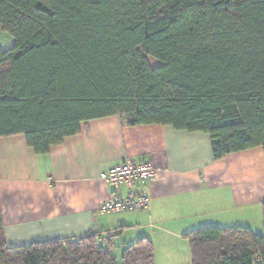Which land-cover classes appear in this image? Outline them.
<instances>
[{
  "label": "trees",
  "instance_id": "16d2710c",
  "mask_svg": "<svg viewBox=\"0 0 264 264\" xmlns=\"http://www.w3.org/2000/svg\"><path fill=\"white\" fill-rule=\"evenodd\" d=\"M0 32V138L36 155L112 117L206 134L214 161L264 155V0H0ZM261 215L262 234L187 233L191 264H264ZM99 236L11 247L0 208V264H155L150 240L117 258Z\"/></svg>",
  "mask_w": 264,
  "mask_h": 264
},
{
  "label": "crops",
  "instance_id": "0c3cea01",
  "mask_svg": "<svg viewBox=\"0 0 264 264\" xmlns=\"http://www.w3.org/2000/svg\"><path fill=\"white\" fill-rule=\"evenodd\" d=\"M262 153L256 148L214 161L206 134L131 127L119 117L82 123L78 135L46 155L34 154L22 135L0 138L5 242L29 246L115 231L114 255L145 238L152 242L155 264H183L179 253L191 264L185 235L200 226L221 228L230 220L260 234L261 226H252L262 221ZM125 159L148 161L159 170L147 186L148 210L95 217L111 194L104 175ZM253 182H261V190Z\"/></svg>",
  "mask_w": 264,
  "mask_h": 264
},
{
  "label": "built area",
  "instance_id": "2783aa9c",
  "mask_svg": "<svg viewBox=\"0 0 264 264\" xmlns=\"http://www.w3.org/2000/svg\"><path fill=\"white\" fill-rule=\"evenodd\" d=\"M158 174V168L148 161L133 162L125 159L121 164L109 168L104 175V181L111 188V194L99 205L95 217L148 210L147 186ZM116 238L115 231L101 233L98 243L108 247L114 245Z\"/></svg>",
  "mask_w": 264,
  "mask_h": 264
},
{
  "label": "rangeland",
  "instance_id": "374dc122",
  "mask_svg": "<svg viewBox=\"0 0 264 264\" xmlns=\"http://www.w3.org/2000/svg\"><path fill=\"white\" fill-rule=\"evenodd\" d=\"M14 44V39L12 38V37H10L9 35H7V34H3V33H1L0 32V46H1V49H3V50H7V49H9V48H11L12 47V45ZM149 64H150V66L152 67V68H156V67H158L159 65H160V63L159 62H157V61H155V60H152V59H149ZM262 155H263V153H262ZM264 158V157H263ZM264 160V159H263ZM227 164V163H226ZM234 165H237V164H234ZM234 165H232V166H234ZM236 171H240L239 169H237ZM224 175H226V172H224ZM262 179V178H261ZM261 179H260V181H261ZM259 181V180H258ZM256 185H258V188H259V190H261L260 188H261V182H258L257 184H254V182H253V186H255L256 187ZM221 186H222V183H221ZM258 218H259V216H260V214H259V212H258ZM252 218H253V220H254V217L252 216ZM228 219V218H227ZM252 220V221H253ZM261 220V219H260ZM257 221V220H256ZM238 225H240V224H235V222L234 223H232V222H230V220L229 221H226L225 223H222L221 222V228H231V227H239ZM256 226H252L253 227V229H258V227L260 228V226H261V230H260V232H258V233H260V234H262L263 233V231H262V227H263V225H262V221H260L259 222V220H258V223H256L255 224ZM258 225V226H257ZM200 227H206V226H200ZM200 227H198V228H200ZM197 229V228H196ZM251 230V229H250ZM254 233H255V230H252ZM257 231V230H256ZM257 233V232H256ZM113 250V249H112ZM115 251V250H114ZM171 254H173V253H171ZM170 254V255H171ZM176 254H177V252H176ZM175 254V255H176ZM175 255H173V256H175ZM178 256L180 255V257H181V259L183 260V264H185V257H184V255L181 253H179V254H177ZM117 258H119V252L117 253ZM184 258V259H183Z\"/></svg>",
  "mask_w": 264,
  "mask_h": 264
}]
</instances>
